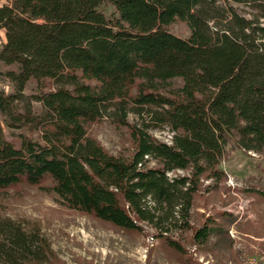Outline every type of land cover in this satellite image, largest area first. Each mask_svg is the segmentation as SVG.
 <instances>
[{"label": "trees", "instance_id": "trees-1", "mask_svg": "<svg viewBox=\"0 0 264 264\" xmlns=\"http://www.w3.org/2000/svg\"><path fill=\"white\" fill-rule=\"evenodd\" d=\"M177 21L188 36L171 31ZM0 27V60L18 64L5 72L15 92L0 89V113L29 130L8 138L0 124V190L40 185L122 229L147 222L180 251L167 225L185 219L204 179H221L228 140L264 150V0H11ZM31 78L52 86L27 95ZM105 116L129 127L130 156L88 133ZM150 123L167 124L170 141ZM210 232L204 224L194 236ZM0 234L6 264L53 252L11 218Z\"/></svg>", "mask_w": 264, "mask_h": 264}, {"label": "rangeland", "instance_id": "rangeland-1", "mask_svg": "<svg viewBox=\"0 0 264 264\" xmlns=\"http://www.w3.org/2000/svg\"><path fill=\"white\" fill-rule=\"evenodd\" d=\"M10 1L0 0V4ZM100 8L107 15L114 12L109 3ZM170 28L184 37L190 33L185 21H177ZM3 31L0 27V48ZM8 69L17 70L18 64L0 60V89L12 93L15 87L5 74ZM173 83L180 85L182 81L175 78ZM51 86L48 79L40 85L31 78L24 92L31 95ZM32 105L35 112L42 111L40 101L34 100ZM139 120L140 116L129 114L130 122ZM0 124L8 138L29 133L26 127H9L1 113ZM150 124L151 133L170 141L172 132L167 124ZM87 131L113 154L130 156L133 152L129 127L110 117L88 124ZM219 166L224 171L221 179H204L185 219L167 225V234L181 245L180 251L147 222L141 223L140 230L122 229L68 207L48 188L26 182L0 190V221L11 218L38 239L37 245L47 240L53 250L39 261L21 258V264H264V150H246L230 138ZM184 221L187 226H183ZM204 224L211 232L199 239L194 233ZM0 264H6L2 255Z\"/></svg>", "mask_w": 264, "mask_h": 264}, {"label": "crops", "instance_id": "crops-1", "mask_svg": "<svg viewBox=\"0 0 264 264\" xmlns=\"http://www.w3.org/2000/svg\"><path fill=\"white\" fill-rule=\"evenodd\" d=\"M0 5H2V4H0ZM2 44L4 43V42H6V31H5V29H4V31H3V38H2Z\"/></svg>", "mask_w": 264, "mask_h": 264}]
</instances>
